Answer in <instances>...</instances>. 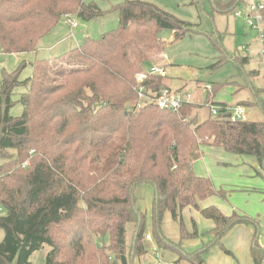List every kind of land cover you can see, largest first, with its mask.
<instances>
[{"label": "trees", "instance_id": "obj_1", "mask_svg": "<svg viewBox=\"0 0 264 264\" xmlns=\"http://www.w3.org/2000/svg\"><path fill=\"white\" fill-rule=\"evenodd\" d=\"M212 3L219 12L235 13L243 0ZM114 10L117 30L88 38L63 57L36 60L25 82L24 64L2 75L0 264H32V254L45 246L51 249L45 264H135L147 255V217L136 197L144 184L154 188L152 237L159 249L178 253L176 264H205V252L221 245L235 226L251 222L236 212L227 216L214 206L201 208L213 196L226 199V192L198 177L194 163L202 147L210 146L255 157L264 170V121L231 124L224 117L229 106L214 103L222 85L207 92L206 105L223 114L201 123L195 115L201 106L192 102L178 112L154 104L137 110L136 77L166 49L161 31L172 30L180 40L192 25L149 2L126 0ZM103 15L85 0H0V52L36 53L63 18L90 22ZM235 62L243 70L249 58ZM166 81V75L148 73L143 85L157 95L171 89ZM21 86L27 88L20 99L24 113L13 117V97ZM257 103L264 114V99ZM188 208L215 224L205 234L213 240L194 253L183 249L186 240L199 236L183 222ZM166 212L179 223V242L163 232ZM254 242L255 264H264V249Z\"/></svg>", "mask_w": 264, "mask_h": 264}, {"label": "rangeland", "instance_id": "obj_2", "mask_svg": "<svg viewBox=\"0 0 264 264\" xmlns=\"http://www.w3.org/2000/svg\"><path fill=\"white\" fill-rule=\"evenodd\" d=\"M125 1L85 0L86 4H97L104 12V15L90 22H86L77 16H72L71 19L63 18L50 33L39 41L36 53L6 55L0 52V86L4 72H14L24 64L25 67L22 70L20 81L25 82L32 77V64L36 60H53L63 57L72 49L82 45L86 39H100L104 34L117 30L119 27V13L114 10V7L123 4ZM129 1L153 3L178 19L192 25L191 33L180 40L174 39V32L172 30H162L160 37L166 43V49L160 56H153L144 65V73L151 74L155 67H165L167 86L174 91L181 92L183 99L186 98L187 93L190 94L193 97L192 103L201 105L195 113L199 123L212 117L210 106H206V99L208 97L207 92L211 91L213 93L216 85H222V88L216 94L214 103H224L229 106L237 105L241 101H244L243 99L252 101L255 97L253 91L264 89V65L259 56L257 33L250 28L246 19L235 18L233 12H219L213 8L212 0ZM220 1L224 3L227 0ZM252 1L243 0L242 5L234 12H245L246 6ZM72 23H77L78 27L73 28ZM245 48L249 50L246 51ZM236 57L239 59L248 57L249 64L242 70L235 62ZM252 71L259 72L260 76L257 78L249 77L248 75ZM26 91L27 88L21 86L13 97V100L16 102V105L11 110L13 117H20L24 113L20 99ZM259 99H264V92H260ZM257 104L256 100L245 103V120L254 122L264 121V114L258 107H254ZM207 147L210 146L202 147L200 158L194 163V171L198 177L208 179L213 184L212 178L216 176V172L218 171L214 167V164L215 166L223 167L221 163H227L230 166V171L220 183L223 187L218 188L225 190L226 198L229 197V192L226 190L232 188L236 190L239 185L246 182L251 184L250 181H245L242 178L239 180L237 174L240 175L244 171L252 172L251 166H256L257 162L254 157L238 156ZM203 156H206L205 159L207 161L203 160ZM200 165L202 166V171L198 168ZM209 166L213 167L211 175L208 173L202 175L204 172H208ZM256 168H259V166ZM259 169L260 171L262 170L261 168ZM262 175L264 177V171ZM249 179L259 182L260 188L256 192H253L254 196L258 197L259 193L257 194V192L261 188H264V178L253 172ZM245 186L249 188L247 187L249 185ZM242 190L240 189V191ZM262 195L264 196V194ZM136 197L138 199V207L147 217L146 236L153 238L151 218L154 198L153 186L150 184L139 186L136 191ZM254 198L250 199L248 207L244 202H241V204H243L246 210L251 212V217L263 221L264 207L261 206L257 198ZM200 205L203 206V203H200ZM224 205L228 207L229 203L224 202ZM4 214L0 208V216ZM196 214L194 210L185 209L183 212V222L185 225H191L190 220L191 218L194 219ZM259 215L261 216L258 218ZM130 228L131 226H129ZM162 228L166 237L175 242L180 240L179 223L173 220L169 212H166L164 215ZM130 236V234L127 236V242H129ZM4 238L5 231L0 228V241H3ZM152 240L154 239H147L149 241L147 242L149 248L154 243ZM50 250L49 246H45L42 250L33 253L30 258L31 263L45 264ZM156 251L159 254L158 259H162V257L163 259H167V256H164L166 254L174 256V254H170L167 251L164 252L158 247ZM150 254L148 252V257L145 256L137 260L135 264H156L155 258L152 255L150 257Z\"/></svg>", "mask_w": 264, "mask_h": 264}, {"label": "crops", "instance_id": "obj_3", "mask_svg": "<svg viewBox=\"0 0 264 264\" xmlns=\"http://www.w3.org/2000/svg\"><path fill=\"white\" fill-rule=\"evenodd\" d=\"M259 76H260V73L257 76H254V78L255 77L257 78ZM249 77H251V76H249ZM253 92H254L255 97L252 101L256 100V102H257L259 99L260 92H264V89H260L259 91L254 90ZM243 100L244 101H241L237 105H239L243 102H252L251 100H245V99H243ZM197 105L201 106L200 104H197ZM226 105L229 106L228 104H226ZM229 107H233V106H229ZM254 107H258V106H254ZM207 148H212V149L224 151L223 149L216 148V147H207ZM234 155H236V154H234ZM238 156H242V155H238ZM205 158H206V156H203V160ZM256 161H257V159H256ZM221 164H223V167L222 166H215V164H214V167H216L218 169V171L216 172V176L214 178H212V180L214 182L213 184H214L216 189L223 187L222 184H220V183L223 180V178L228 175V173L230 171V166L227 163H221ZM258 166H259V168H261L258 161H257L256 166H254V165L251 166L252 172H249V171L245 172L244 171L240 175L237 174L239 180L242 178L245 181H250L251 184H248L246 182L242 185H239V187L237 188L239 191L237 189L235 190L233 188L226 190L229 192V197L226 199H222L218 196H213V197L202 202L203 203V206H201L202 208H208V207L214 206V207H217L218 209H220L227 216H231L233 213L236 212L240 215L247 216L248 218L251 219V222H249L248 224L237 225L234 228H232L221 240V245H215V246L211 247L207 252H205V254H204L205 264H255V260H254L255 242L254 241L257 240L260 247L262 249H264V219H263V221H261L260 219H254L253 217L250 216L251 212H249V210H246L245 207L243 206V204H241V202H244V204L248 207L249 203H250V199L255 197L253 192H256L257 189L260 188L259 182L249 179V178H251V175L253 174V172H255L257 175H260L261 178H264L262 175V172L264 170L261 168L262 170L260 171L259 168H256ZM198 168L200 171H202L201 165ZM219 168H222V169L219 170ZM212 169H213V167L209 166L208 172H204L202 175H205L206 173L211 175ZM203 170H204V167H203ZM231 175L234 176L233 174H231ZM245 185H249V186H247L249 188H246ZM240 189H243V190L240 191ZM218 190H220V189H218ZM262 191H264V188H261V190L259 192H257V194L259 193V196L255 197L254 199L257 198L259 203L261 204V206L264 207V196L262 195V194H264V192H262ZM237 193H239V194H237ZM224 202L225 203L228 202L229 206L227 207L226 205H224ZM191 210H194V209H191ZM194 211L197 214L194 216V219L191 218V220H190L191 225H185V226H186L187 231H189L190 233H194L197 230L199 233V236H197L196 238H193V239L186 240L184 242L183 249L188 253H194L200 249H203V247H205L208 243H210L213 240L212 235H210V234L205 235V234L210 232L214 228L215 224L213 223V221L206 219L201 214V212L196 211V210H194ZM260 216L261 215H259L258 218ZM151 239H153V238H150V240ZM152 241L154 242V240H152ZM171 241H173V240H171ZM147 242H149V241H147ZM173 242H175V241H173ZM156 248H157V245L155 242L150 245V248L148 245L146 257H148V252H150L151 254L149 256L151 257V255H152V257L155 258L156 264H176V262L179 259V255L177 252L172 251V250H165L164 252H166V251L170 252V254H174V256L166 254L164 256L165 257L167 256L166 257L167 259H163V257H162V259H158L157 257H159V254L156 251ZM180 264H189V263L183 261Z\"/></svg>", "mask_w": 264, "mask_h": 264}, {"label": "built area", "instance_id": "obj_4", "mask_svg": "<svg viewBox=\"0 0 264 264\" xmlns=\"http://www.w3.org/2000/svg\"><path fill=\"white\" fill-rule=\"evenodd\" d=\"M264 1L253 0L248 6L245 12H235V18H244L248 21L251 29L257 33V43L259 44V56L264 65ZM73 27H77V23H73ZM246 51L249 49L245 48ZM148 73H140L136 77L138 85L139 100L137 103V110L143 108L146 104H154L161 110H168L172 112H178L185 104L192 102L193 97L190 94H186V98L183 99L181 92L174 91L169 88L162 89L157 95L149 93L146 87L143 85ZM151 75H166V69L163 67H155ZM211 109L212 117H218L222 113L221 108L212 104H208ZM207 106V105H206ZM245 108L237 105L229 107L224 113V117L230 121L231 124H236L245 120ZM151 237L148 236V239Z\"/></svg>", "mask_w": 264, "mask_h": 264}, {"label": "bare ground", "instance_id": "obj_5", "mask_svg": "<svg viewBox=\"0 0 264 264\" xmlns=\"http://www.w3.org/2000/svg\"><path fill=\"white\" fill-rule=\"evenodd\" d=\"M248 6V5H247ZM247 9V8H246ZM69 19V18H68ZM72 26H73V23H72ZM77 27H78V24H77ZM74 28V27H73ZM76 28V27H75ZM235 106H237V105H235ZM241 106V105H240ZM217 107V106H216ZM234 107V106H233ZM229 108V107H228Z\"/></svg>", "mask_w": 264, "mask_h": 264}]
</instances>
